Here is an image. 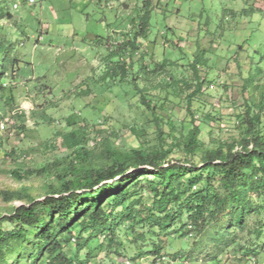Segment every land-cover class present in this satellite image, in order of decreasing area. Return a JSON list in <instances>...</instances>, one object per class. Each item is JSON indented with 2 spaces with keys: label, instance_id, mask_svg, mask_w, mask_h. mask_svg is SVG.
<instances>
[{
  "label": "rangeland",
  "instance_id": "rangeland-1",
  "mask_svg": "<svg viewBox=\"0 0 264 264\" xmlns=\"http://www.w3.org/2000/svg\"><path fill=\"white\" fill-rule=\"evenodd\" d=\"M0 9L9 14L0 21V42L12 41L21 59L1 80L0 193L26 189L43 201L72 178V165L85 162L78 147L102 150L105 142L122 150L162 143L171 161L183 162L179 141L194 126L187 97L199 85L195 71L206 81L192 104L205 150L239 152L247 112L264 121V0H0ZM128 39H137V54L130 56ZM22 205L32 204L0 197L2 229H12L7 219ZM255 217L214 260L205 259L213 246L197 260H175L194 241L173 235L160 239L161 255L133 262L146 249L127 227L119 233L122 248L109 252L101 238L79 256L88 264H264Z\"/></svg>",
  "mask_w": 264,
  "mask_h": 264
},
{
  "label": "trees",
  "instance_id": "trees-1",
  "mask_svg": "<svg viewBox=\"0 0 264 264\" xmlns=\"http://www.w3.org/2000/svg\"><path fill=\"white\" fill-rule=\"evenodd\" d=\"M8 17L0 9V21ZM140 29V34L145 31L143 26ZM128 40L123 43L131 47L130 56L137 54V39ZM125 66L126 62H120L116 68L123 72L122 76L127 73ZM165 66L162 63L158 68L163 70ZM20 67L14 43L0 42V108L4 92L1 80ZM195 72L199 85L187 97L194 126L179 141L187 157L183 162L171 161V147L162 143L155 149L142 145L122 150L107 142L102 150L78 147L85 162L65 168L72 178L45 200L36 201L26 189L0 193L5 202L27 200L32 204L15 209L7 219L12 222V229L4 230L0 223V264H75V260L77 264H88L80 259L79 252L101 238L106 240L109 252L122 248L119 233L124 227L134 236L131 241L142 242L146 249L134 256L133 262L144 255H161L164 247L160 239L173 235L183 243L190 236L194 241L185 250L188 255L177 251L172 255L175 260H197L210 246L212 252L205 259L214 260L237 245V233L246 231L250 218L255 216L260 226L253 234L260 240L264 235V121L247 112L239 152H234V146L228 150H205L192 104L206 81ZM246 82L253 84L254 78L249 77ZM257 88L254 85L253 90ZM74 140L72 133L68 142ZM199 163L204 166L199 168ZM144 191L148 193L146 198Z\"/></svg>",
  "mask_w": 264,
  "mask_h": 264
},
{
  "label": "built area",
  "instance_id": "built-area-1",
  "mask_svg": "<svg viewBox=\"0 0 264 264\" xmlns=\"http://www.w3.org/2000/svg\"><path fill=\"white\" fill-rule=\"evenodd\" d=\"M35 2V0H29V3H34Z\"/></svg>",
  "mask_w": 264,
  "mask_h": 264
}]
</instances>
